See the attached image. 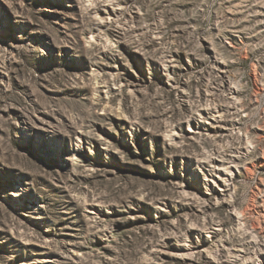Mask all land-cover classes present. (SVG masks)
I'll use <instances>...</instances> for the list:
<instances>
[{"label":"rangeland","instance_id":"rangeland-1","mask_svg":"<svg viewBox=\"0 0 264 264\" xmlns=\"http://www.w3.org/2000/svg\"><path fill=\"white\" fill-rule=\"evenodd\" d=\"M0 264H264V0H0Z\"/></svg>","mask_w":264,"mask_h":264}]
</instances>
